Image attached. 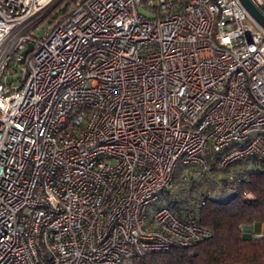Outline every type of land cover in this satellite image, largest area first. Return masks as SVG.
Masks as SVG:
<instances>
[{
    "label": "built area",
    "instance_id": "built-area-1",
    "mask_svg": "<svg viewBox=\"0 0 264 264\" xmlns=\"http://www.w3.org/2000/svg\"><path fill=\"white\" fill-rule=\"evenodd\" d=\"M61 1L0 0V264L211 237L173 206L175 174L264 160V25L241 0H75L36 33Z\"/></svg>",
    "mask_w": 264,
    "mask_h": 264
},
{
    "label": "trees",
    "instance_id": "trees-1",
    "mask_svg": "<svg viewBox=\"0 0 264 264\" xmlns=\"http://www.w3.org/2000/svg\"><path fill=\"white\" fill-rule=\"evenodd\" d=\"M63 1L64 7L61 6ZM73 1L62 0L43 20L54 23ZM213 156L215 160L217 156ZM182 170L176 172L175 182L185 179ZM212 170L213 177L197 178L190 173L194 176L192 182L204 185L206 189L198 194L196 202L191 203L192 198L185 200L178 192L172 202L181 213L193 210L198 222L210 229L212 236L191 247H173L137 256L133 264H264V235L244 237L242 228L247 224L264 223V160L248 157L227 168H221L213 161ZM217 182L223 188L235 184L236 191L223 193L220 197L212 196L211 191Z\"/></svg>",
    "mask_w": 264,
    "mask_h": 264
},
{
    "label": "rangeland",
    "instance_id": "rangeland-1",
    "mask_svg": "<svg viewBox=\"0 0 264 264\" xmlns=\"http://www.w3.org/2000/svg\"><path fill=\"white\" fill-rule=\"evenodd\" d=\"M60 1V0H58ZM147 4H152V5H156L157 4V0H152L151 2L149 0L145 1ZM61 6H65V1H63L61 3ZM142 12H144L147 15H153L154 12L149 9V8H140ZM54 23H49L48 19L42 20L37 27H35V31L36 33H38L39 35H43L45 33V31L48 28H52ZM190 167L186 169H184L185 171L183 172V170L181 172H183L185 174V179L182 182H175V187L174 190L178 193H180L182 196L185 197V200L188 198H192L191 203L192 202H196L198 200V194L200 192H204L206 191V189H204V185L198 186L197 184H195V182H192V177H194L193 175L197 176L198 178V173L201 175L200 171H196L193 172V175H191L189 172L193 171L191 169H189ZM181 170V169H180ZM194 185V186H193ZM196 185V186H195ZM212 190V189H211ZM248 225V224H247ZM252 225V224H250ZM244 232H249L251 236H255V233H260L262 231H264V227L261 229V225L259 223H254L252 225V229L250 231H247L245 229V226L242 227ZM261 229V230H260ZM264 233V232H263Z\"/></svg>",
    "mask_w": 264,
    "mask_h": 264
},
{
    "label": "water",
    "instance_id": "water-1",
    "mask_svg": "<svg viewBox=\"0 0 264 264\" xmlns=\"http://www.w3.org/2000/svg\"><path fill=\"white\" fill-rule=\"evenodd\" d=\"M243 4L246 6V8L255 16V18L261 22L264 25V14L253 4L251 0H241ZM33 50V44L30 43L27 48L22 52L23 58L22 62L25 60L26 55ZM245 229L247 231H250L252 229V225L248 224L245 225ZM244 237H250L249 232H244L243 234Z\"/></svg>",
    "mask_w": 264,
    "mask_h": 264
},
{
    "label": "crops",
    "instance_id": "crops-1",
    "mask_svg": "<svg viewBox=\"0 0 264 264\" xmlns=\"http://www.w3.org/2000/svg\"><path fill=\"white\" fill-rule=\"evenodd\" d=\"M260 225H261V229H262V228L264 227V223H261ZM261 229H260V230H261Z\"/></svg>",
    "mask_w": 264,
    "mask_h": 264
}]
</instances>
